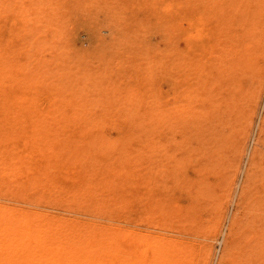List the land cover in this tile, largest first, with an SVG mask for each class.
Here are the masks:
<instances>
[{"label":"rangeland","instance_id":"1","mask_svg":"<svg viewBox=\"0 0 264 264\" xmlns=\"http://www.w3.org/2000/svg\"><path fill=\"white\" fill-rule=\"evenodd\" d=\"M0 264H264V0H0Z\"/></svg>","mask_w":264,"mask_h":264}]
</instances>
